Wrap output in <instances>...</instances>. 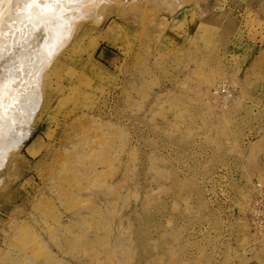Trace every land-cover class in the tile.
<instances>
[{"label":"rangeland","instance_id":"rangeland-1","mask_svg":"<svg viewBox=\"0 0 264 264\" xmlns=\"http://www.w3.org/2000/svg\"><path fill=\"white\" fill-rule=\"evenodd\" d=\"M111 1L38 44L60 72L0 168V264H264V0Z\"/></svg>","mask_w":264,"mask_h":264},{"label":"bare ground","instance_id":"bare-ground-1","mask_svg":"<svg viewBox=\"0 0 264 264\" xmlns=\"http://www.w3.org/2000/svg\"><path fill=\"white\" fill-rule=\"evenodd\" d=\"M98 1L0 0V105L2 107L0 108V168L5 165L6 157L8 158L14 152L17 153L30 138L31 127L27 128L29 133L24 129L26 133L22 134L21 126L25 127L24 123H28L39 108L42 111L48 108L51 102V95L47 93L50 85L47 81L48 76L51 73L58 75L60 69L56 62H53V66L50 67L51 62L48 63L44 60L38 46L41 38L44 36L47 39L48 37L52 41L55 38L53 28H55L56 20L63 13H71L80 9L85 12L84 16L74 20L75 23L70 29L72 31L70 40L64 47L66 50L70 42L83 32L84 22L92 18L94 25L99 27L107 18L106 15L101 14V11H106V8L112 4H120L116 1L113 3L111 0L103 1V3ZM26 24L29 27L26 30L27 33L25 32ZM18 31L22 36L17 42L11 36ZM33 40L34 42H32ZM48 43L50 44V41ZM49 44L50 48L51 44ZM30 49H33L34 54L28 58L26 54L30 52ZM63 51L59 54L61 55ZM57 58L55 61H58ZM22 94H24V98L19 100ZM43 96L47 100L44 107ZM18 100L19 103L15 104ZM6 108L8 111L4 112Z\"/></svg>","mask_w":264,"mask_h":264},{"label":"built area","instance_id":"built-area-1","mask_svg":"<svg viewBox=\"0 0 264 264\" xmlns=\"http://www.w3.org/2000/svg\"><path fill=\"white\" fill-rule=\"evenodd\" d=\"M213 96L222 108H228L234 99L231 87L222 82L213 89ZM250 224L255 231L264 233V180L254 184V196L250 204Z\"/></svg>","mask_w":264,"mask_h":264}]
</instances>
